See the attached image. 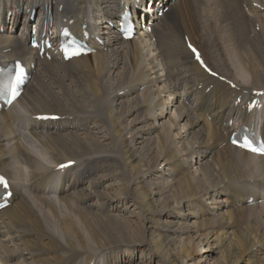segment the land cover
Instances as JSON below:
<instances>
[{
    "label": "bare ground",
    "instance_id": "bare-ground-1",
    "mask_svg": "<svg viewBox=\"0 0 264 264\" xmlns=\"http://www.w3.org/2000/svg\"><path fill=\"white\" fill-rule=\"evenodd\" d=\"M149 2L0 0V64L21 61L27 74L0 108L11 190L0 264H264V157L229 143L242 125L264 136V96L253 94L264 91V0ZM131 13L137 37L124 40ZM32 19L38 43L54 45L62 25L87 31L91 53L65 61L33 48ZM136 222L139 232L126 226Z\"/></svg>",
    "mask_w": 264,
    "mask_h": 264
},
{
    "label": "snow or ice",
    "instance_id": "snow-or-ice-1",
    "mask_svg": "<svg viewBox=\"0 0 264 264\" xmlns=\"http://www.w3.org/2000/svg\"><path fill=\"white\" fill-rule=\"evenodd\" d=\"M67 35V32L64 33ZM71 43V41H70ZM191 47V45H189ZM192 51L196 53V49L192 48ZM65 57L80 55L78 51L69 52L68 49H64ZM197 60L200 59L199 54L196 55ZM24 82V69L20 64H17L15 67V72L12 77L6 82H0V97L5 98V102L11 104L15 101L20 95V87ZM40 119H47L48 117H38ZM233 143H237V141H233ZM241 148H244L248 151H251L256 154H264V143H261L259 146H256L252 140L245 137L242 142L239 143ZM70 165H60L61 168L67 167ZM0 186L7 187L6 182L2 177H0Z\"/></svg>",
    "mask_w": 264,
    "mask_h": 264
},
{
    "label": "rangeland",
    "instance_id": "rangeland-1",
    "mask_svg": "<svg viewBox=\"0 0 264 264\" xmlns=\"http://www.w3.org/2000/svg\"><path fill=\"white\" fill-rule=\"evenodd\" d=\"M260 1H262V0H260ZM146 3V4H145ZM144 4V6H141V3L139 2L138 4L140 5V7H141V9L143 10V9H147L149 6H148V4H150V2H149V0H146V2H145ZM260 3V2H259ZM261 5H264V3L262 2V3H260ZM23 14H24V12H21L20 14H19V18H20V20L22 19V17H23ZM36 16V15H35ZM34 16V17H35ZM216 21H215V20ZM202 20V19H201ZM213 20H214V22L215 23H217V24H219L218 22H219V19L218 18H213ZM203 22H206V21H208V20H202ZM218 21V22H217ZM33 23V21H31V24ZM32 27H33V25H32ZM220 26H218V28H219ZM20 28H21V24H18L17 26H16V28L15 29H13L12 31L14 32V33H17L18 31H20ZM253 28V27H252ZM255 30H256V32H259V26L258 25H256V27H255ZM264 33L261 35L260 34V37H258V36H256V38L259 40L260 38V40L263 42V44H262V42L259 40H257L258 41V44L257 45H259L260 44V47L259 46H257L256 48H258L259 50L261 49L262 51L264 50ZM263 36V37H262ZM137 37V31H136V35H135V38ZM137 40V39H136ZM137 42H140V44H141V48H142V52H143V54H144V56L143 57H146L145 58V60H146V62H145V60H144V64H145V66L147 65L146 63L148 62V60H147V56H145L146 55V51H147V47L145 48V43H143V42H141L139 39L137 40ZM144 42H146L145 40H144ZM260 42V43H259ZM262 44V45H261ZM227 47H229V46H227ZM227 51H231L232 52V50H227ZM145 52V53H144ZM231 52H229V53H231ZM151 55V54H150ZM147 67V66H146ZM148 69H149V67H148ZM165 95L163 92L161 93V96H163V95ZM125 106L124 107H122L121 109H120V112L119 113H121L122 114V111H126V112H128L131 108H132V102L131 101H126V104H124ZM126 112H124L123 114H122V116L124 117V118H126ZM174 113L175 112H173V108L171 107L170 109H169V111H168V113H166L165 114V116H164V120H166V121H168V119H169V115L170 116H172L173 118H175L176 117V113H175V117H174ZM125 123V122H124ZM74 198H76V197H74ZM77 198H79V197H77ZM76 198V199H77ZM75 202H77V203H79L80 202V200L78 199L77 201H75ZM256 209H258V206L256 207ZM251 212L252 211H249V212H246L245 214V218H246V221H249V220H251L252 218H254V221L253 222H256V220L258 219V216H259V213H258V211L256 212V214H251ZM248 215V216H247ZM253 217H252V216ZM247 216V217H246ZM252 217V218H251ZM244 218V219H245ZM141 223V222H140ZM139 223L138 222H136L135 224L134 223H131V224H128V225H126V226H131L132 228H133V230L135 231V232H139ZM2 250V251H1ZM0 253H3V249H0ZM121 253H123V252H120V254ZM53 254H56V251H54V250H47V251H45V252H43L41 255H39V257H40V259L41 260H45V259H47V258H49V257H51ZM108 254H110V253H107V255ZM135 255V254H134ZM113 255H111L110 254V257L108 256V259L110 260V261H113V257H112ZM140 256V252H138V253H136V255H135V258L136 257H139ZM18 258H19V256L17 255L16 256V258L14 259V262H17L18 261Z\"/></svg>",
    "mask_w": 264,
    "mask_h": 264
}]
</instances>
